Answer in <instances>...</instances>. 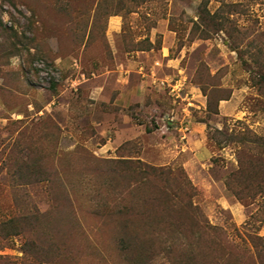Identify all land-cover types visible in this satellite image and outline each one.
Returning a JSON list of instances; mask_svg holds the SVG:
<instances>
[{
	"label": "rangeland",
	"instance_id": "1",
	"mask_svg": "<svg viewBox=\"0 0 264 264\" xmlns=\"http://www.w3.org/2000/svg\"><path fill=\"white\" fill-rule=\"evenodd\" d=\"M245 129L264 0H0V264H264Z\"/></svg>",
	"mask_w": 264,
	"mask_h": 264
},
{
	"label": "trees",
	"instance_id": "2",
	"mask_svg": "<svg viewBox=\"0 0 264 264\" xmlns=\"http://www.w3.org/2000/svg\"><path fill=\"white\" fill-rule=\"evenodd\" d=\"M210 26V23L207 22L202 29L204 37L209 35L211 31ZM237 137L239 138V141L243 144L245 143V145L248 141L258 144H256L254 149L251 150L250 153L252 156H250V158L247 157V160L240 158V167L229 175L226 183L227 187L238 199L245 203H249L259 195L264 196V138L262 136L251 134L249 129L239 131ZM136 163L139 166H145L147 172H156L157 170L153 166L145 165L140 159H137ZM258 237L262 238L261 236Z\"/></svg>",
	"mask_w": 264,
	"mask_h": 264
},
{
	"label": "built area",
	"instance_id": "3",
	"mask_svg": "<svg viewBox=\"0 0 264 264\" xmlns=\"http://www.w3.org/2000/svg\"><path fill=\"white\" fill-rule=\"evenodd\" d=\"M153 82L162 89L165 88L169 89L172 95L179 98L182 97L181 93L184 90V87L186 86L187 78L186 77H178L173 79L154 78Z\"/></svg>",
	"mask_w": 264,
	"mask_h": 264
}]
</instances>
